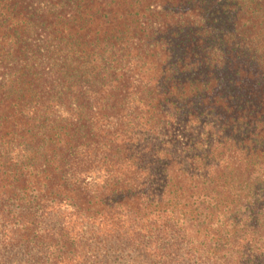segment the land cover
Segmentation results:
<instances>
[{"label": "trees", "instance_id": "1", "mask_svg": "<svg viewBox=\"0 0 264 264\" xmlns=\"http://www.w3.org/2000/svg\"><path fill=\"white\" fill-rule=\"evenodd\" d=\"M112 255L264 264V0H0V264Z\"/></svg>", "mask_w": 264, "mask_h": 264}, {"label": "rangeland", "instance_id": "2", "mask_svg": "<svg viewBox=\"0 0 264 264\" xmlns=\"http://www.w3.org/2000/svg\"><path fill=\"white\" fill-rule=\"evenodd\" d=\"M132 255H135L133 252L131 253ZM115 257V255H112V257H109L108 256V258H110L109 259V264H111V263H113V264H116L117 263V259L116 258H114ZM125 259L124 258H122V263L121 264H126L125 262ZM137 262V261H136Z\"/></svg>", "mask_w": 264, "mask_h": 264}]
</instances>
